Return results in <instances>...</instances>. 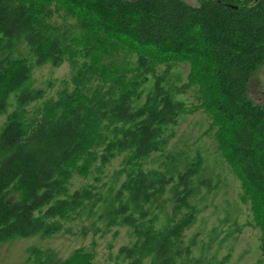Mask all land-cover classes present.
I'll use <instances>...</instances> for the list:
<instances>
[{
    "label": "trees",
    "instance_id": "obj_1",
    "mask_svg": "<svg viewBox=\"0 0 264 264\" xmlns=\"http://www.w3.org/2000/svg\"><path fill=\"white\" fill-rule=\"evenodd\" d=\"M20 44L32 63L16 56ZM124 50L138 55L135 77L108 62ZM67 61L74 68L71 92L45 100V90L29 88L34 67ZM179 62L191 66L179 92L198 88L199 107L211 115L218 147L262 232L264 257V102L249 96L264 67V0H200L197 6L185 0H0V117L7 114L0 133V245L55 236L88 213L108 231L131 230L134 241L119 250L117 264H201L186 233L199 215L195 198L208 186L196 182L202 158L183 171L173 159L166 171L143 168L166 152V131L187 110L165 86ZM159 65L168 68L157 76ZM150 75L153 90L136 106ZM121 155H127L120 172L127 178L109 198L97 186L71 192L75 173H103ZM28 262L95 264L84 249L60 259L54 250L32 248Z\"/></svg>",
    "mask_w": 264,
    "mask_h": 264
},
{
    "label": "rangeland",
    "instance_id": "obj_2",
    "mask_svg": "<svg viewBox=\"0 0 264 264\" xmlns=\"http://www.w3.org/2000/svg\"><path fill=\"white\" fill-rule=\"evenodd\" d=\"M197 6L200 0H185ZM54 22L64 23L55 18ZM75 24L74 20H70ZM17 57L33 62L28 48L20 44ZM138 55L128 50L120 51L108 60L119 67L121 73L132 78L139 74ZM168 67L159 65L156 75H163ZM191 66L189 63H174L166 76L165 86L176 101L186 105L177 126L166 131L169 146L164 154L158 153L144 162L145 171H166L177 162L180 171L183 166L200 156L203 160L202 173L196 182L205 180L208 184L200 188L195 204L199 215L195 226L186 233V244L193 247V259L201 264H264L260 249L261 230L254 225L253 213L249 202L244 200L241 180L234 174L226 162L216 140V128L212 117L201 109L197 87L186 88L179 92L189 81ZM74 68L69 61L60 67L46 65L34 67L29 84L31 89L45 90L46 99H58L63 91L71 92V77ZM155 76L150 75L142 88L143 98L136 106L145 102L146 96L153 90ZM249 96L256 103L264 102V67L252 78ZM14 109L12 106L8 113ZM7 120V114L0 117V133ZM127 155L118 156L104 172L91 170L86 176L75 173L71 179L70 190L74 192L88 186H97L106 199L114 194L126 180ZM171 159V160H170ZM16 199V197H12ZM104 207L99 210L103 211ZM163 217V216H162ZM98 215L84 214L81 218L69 222L64 230L52 237L35 236L16 239L0 245V264H35L28 262L32 248L54 250L60 259H66L77 249L94 254L95 264H117L118 252L124 246H130L134 239L127 227H113L107 230Z\"/></svg>",
    "mask_w": 264,
    "mask_h": 264
}]
</instances>
